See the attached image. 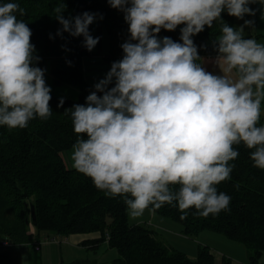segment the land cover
I'll return each instance as SVG.
<instances>
[{
    "label": "clouds",
    "instance_id": "obj_1",
    "mask_svg": "<svg viewBox=\"0 0 264 264\" xmlns=\"http://www.w3.org/2000/svg\"><path fill=\"white\" fill-rule=\"evenodd\" d=\"M108 3L124 12L130 39L121 45L123 58L95 84L86 104L65 110L77 135L72 167L106 197H122L130 220L165 204L176 206L181 220L190 209L203 218L228 211L231 197L217 186L231 179L234 165L229 162L239 156L234 145L252 150L253 166L264 170V43L244 36L245 26L254 29V21L237 28L223 23L214 48L215 63L223 62L226 74L216 75L197 63L201 57L192 37L225 10L238 19L254 16L249 5L264 6V0ZM65 8L60 3L53 9L62 26L57 34L82 36L92 51L99 37L90 34L89 26L97 14L66 19ZM17 12L26 14L17 3L0 4V126L10 130L52 114L45 70L32 66L40 59L34 55L32 32ZM181 24L182 43L158 39L161 29L174 31Z\"/></svg>",
    "mask_w": 264,
    "mask_h": 264
},
{
    "label": "trees",
    "instance_id": "obj_2",
    "mask_svg": "<svg viewBox=\"0 0 264 264\" xmlns=\"http://www.w3.org/2000/svg\"><path fill=\"white\" fill-rule=\"evenodd\" d=\"M8 2L26 10L24 16L19 12L16 16L32 32L34 55L40 58L32 66L49 71L55 84L77 86L79 95L71 99L50 93L49 118L37 117L23 129L0 126V243L5 239L11 243L34 244V239L41 236L99 232L96 242L107 241L118 252L113 264H215L209 245H199L198 256L193 258L170 244L153 225L131 223L122 197H106L90 178L77 172L66 160L65 154L71 151L77 135L71 115H65V110L73 105H85L86 97L95 91L86 77L84 59L96 52L84 47L82 36L72 37L67 32L58 35L62 26L53 9L64 3L62 14L66 19L84 12L95 13L107 33L115 38L130 36L124 12L112 8L108 0H0V4ZM235 18L225 10L221 19L192 37L201 58L217 54L214 41L221 35L222 25L237 28ZM184 26L178 25L174 31L161 29L157 37L182 43ZM89 32L93 36V24ZM104 59L111 64L120 60L113 55ZM61 99L63 106L58 107ZM260 124H264L262 115ZM234 148L239 156L229 162L234 165L231 179L217 186L218 192L231 197L228 211L203 218L194 216L195 209H190L188 217L181 220L178 208L165 204L154 213L179 222L186 236L205 230L221 233L247 248L250 256L247 264H264V170L253 166L252 150L242 143ZM33 205L36 219H32ZM39 243L34 247L39 245L40 249ZM224 259L231 263L229 258ZM60 264H96V261L86 258Z\"/></svg>",
    "mask_w": 264,
    "mask_h": 264
},
{
    "label": "crops",
    "instance_id": "obj_3",
    "mask_svg": "<svg viewBox=\"0 0 264 264\" xmlns=\"http://www.w3.org/2000/svg\"><path fill=\"white\" fill-rule=\"evenodd\" d=\"M98 22H93V37H99L100 51L95 52L93 56H88L84 59V70L87 79L90 81L92 86H95L99 81L98 79H104L106 75L101 73L95 75L91 74V71L101 72L108 68H101L100 66H106L105 56L113 55L120 60L123 58V50L121 45L127 42L130 38H115L107 33L103 22L97 19ZM235 23L236 18H235ZM264 29H259L254 27L251 31L252 34L249 38L255 40L258 38V32H262ZM263 40V39H259ZM259 40L257 42H259ZM135 43V41H133ZM96 47V46H95ZM108 51L105 55L103 52ZM218 54V53H217ZM217 54L205 55L201 58L200 64L205 68L206 71L211 72L216 75L226 74L223 62H220L218 66L215 63ZM100 65V66H99ZM115 84L113 80L112 86ZM263 117V115H262ZM34 234L35 230H32ZM100 237L99 232L94 233H83V234H71L68 236L54 235L50 238L46 236H41V238L34 239V244L31 243H11L12 249L4 250L9 246H0V264H60L61 262H71L77 259H91L95 260L96 264H113V260L117 258V250L110 247L107 241L96 242ZM5 240V239H4ZM2 240L1 243L4 241ZM40 242V243H39ZM0 243V244H1ZM40 244V249L38 250L34 247L35 244ZM114 251L115 254L111 255L110 252ZM26 254V260L21 263L19 256H24Z\"/></svg>",
    "mask_w": 264,
    "mask_h": 264
},
{
    "label": "rangeland",
    "instance_id": "obj_4",
    "mask_svg": "<svg viewBox=\"0 0 264 264\" xmlns=\"http://www.w3.org/2000/svg\"><path fill=\"white\" fill-rule=\"evenodd\" d=\"M250 8L255 10V15H245L243 19L236 18V26L240 27L244 25L245 20H251L254 21V27H258L259 29H264V18H262V6L259 3H254L249 5ZM98 22V20H95ZM254 29L252 27L245 26L244 28V36L245 38H249L252 34L251 31ZM122 38H130V36H124ZM258 38L263 39L259 40L258 43H264V30L262 32H258ZM96 52L100 51V46L96 45L95 47ZM108 51L103 52V54H107ZM106 66H100L101 68H108L101 72H95L94 70L91 71V74L96 75L101 73L103 75H107V73L111 69V63L105 62ZM45 82L46 85L51 88V93L57 95V96H63L66 98L71 99H77L79 95V90L77 86L71 85V84H55L52 80V77L49 73V71L45 72ZM101 79H98L97 81H100ZM262 115L264 119V102H262ZM71 151H68L65 154L66 160L69 163V165H72V161L70 159ZM131 223H149L153 225L158 232H160L162 235L165 236L166 240L170 244H172L177 249H180L181 251L187 253L190 257H197L199 253V245H209L211 247V250L215 257V264H247L249 262L250 256L249 251L247 248L226 237L225 235L211 231V230H205L200 232L198 235L195 236H186L183 234L182 225L174 221L170 218L163 217L161 215L152 213L149 210H146L144 215L137 219V220H130ZM4 250H10L12 249V245L3 248ZM111 255H114L115 252H110ZM118 257V253H117ZM224 258H229L231 260V263H227ZM20 262L23 263L26 260V254L24 256H19ZM262 260L264 261V255L262 257Z\"/></svg>",
    "mask_w": 264,
    "mask_h": 264
},
{
    "label": "built area",
    "instance_id": "obj_5",
    "mask_svg": "<svg viewBox=\"0 0 264 264\" xmlns=\"http://www.w3.org/2000/svg\"><path fill=\"white\" fill-rule=\"evenodd\" d=\"M11 243L9 240H4L0 246H9ZM37 249H39V245L36 246Z\"/></svg>",
    "mask_w": 264,
    "mask_h": 264
},
{
    "label": "water",
    "instance_id": "obj_6",
    "mask_svg": "<svg viewBox=\"0 0 264 264\" xmlns=\"http://www.w3.org/2000/svg\"><path fill=\"white\" fill-rule=\"evenodd\" d=\"M31 214H32V219H36V211L34 205L32 206ZM27 222H29V219H27Z\"/></svg>",
    "mask_w": 264,
    "mask_h": 264
}]
</instances>
